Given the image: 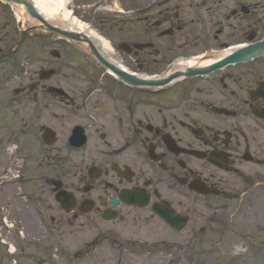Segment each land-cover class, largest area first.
<instances>
[{"label": "rangeland", "instance_id": "1", "mask_svg": "<svg viewBox=\"0 0 264 264\" xmlns=\"http://www.w3.org/2000/svg\"><path fill=\"white\" fill-rule=\"evenodd\" d=\"M85 2L91 6L83 7ZM101 2L102 0H76L74 5L79 4L81 7V12H77L78 19L81 21L83 19L89 25L94 16H97L92 14V5ZM133 2V0L129 3L125 0H108L102 6L126 10L127 4L130 7ZM143 2V0L139 1V4ZM183 2H178L177 6H180V18L187 21L185 31L180 34L174 33L173 37H164L160 44L184 33L188 36L199 33V26L193 22L194 18L187 4L190 0H187L186 4ZM201 2L199 10L203 11L208 21L210 14H213L212 22L225 6L230 9L233 6L232 1L227 5L223 2L221 6L219 3L215 5L211 3L210 9ZM255 2H258L257 7L262 6L255 17H252L255 20L260 19L259 24L252 23L251 17L245 18L241 15L231 20L228 24L230 28L223 33L227 35L226 39L230 46L246 42L237 31H243L245 34L251 30L257 31L255 40L263 37L264 0H249L251 4ZM0 18L5 19L4 27L0 28V39H4L0 41V49L4 51L17 42L18 33L16 32L15 35L12 33L17 30L13 13L2 4H0ZM115 25L110 28L95 26V31L98 34L102 33L112 43L117 42L120 36L126 38L127 28L119 32L116 28H112ZM212 27L213 30L216 28L214 23ZM234 31L236 33L231 34ZM6 33L10 36L13 34L14 40L5 38ZM37 44L38 42L34 44L32 40L25 41L22 50L0 65V73L4 72L11 78L14 75L15 80L19 79L14 81L11 91L22 90L30 80L36 79L39 70L45 69L44 65H34L31 60H20L24 58L22 56L24 53L29 52L30 47L36 48ZM109 56L127 68H132L128 57L117 53L116 50ZM81 57L87 65L83 56L77 58L82 60ZM94 72L96 76H102L101 70ZM67 74L73 75L71 71ZM74 83L79 86L77 90L81 93L83 82L74 81ZM168 93L172 92L168 91ZM19 94L21 95H18V99H13L14 95L12 96L9 105L5 102L8 93L0 95V222L1 219L7 218L14 223V218L17 216L24 227L18 230L23 234L24 240L20 239L18 242L12 234L2 231L3 241L7 245H14L17 249V256L13 257L14 260L16 259V264H264L263 166L243 165L240 168L245 175L259 177L256 181L250 179L242 183L233 175L221 174L225 181L222 185L223 191L229 193L239 191L235 196L231 195L230 200L210 198L207 204L202 205L187 201L182 195L179 197L171 194L177 211L182 213L190 211L189 224L180 234L170 232L147 212L124 210L122 219L112 222H104L98 215L73 218L72 215L61 211L53 201L50 181L62 179L61 176L66 177L65 180L62 179L66 187L77 189L80 181L74 177V173L80 172L79 170L89 160L102 159L100 149L95 148V144L99 142L96 136L91 134L92 140L83 150L64 149L61 138L64 139L68 127L76 121L57 110L48 111V115L39 112L34 114L30 111L26 93L21 91ZM138 95L140 94L128 89V96ZM31 109L33 110V107ZM137 111L149 113L156 110L140 107ZM110 121L108 119V122ZM41 124L53 127L61 135H58L55 145L45 147L39 142L37 127ZM106 130L111 137L115 136L110 126H106ZM18 139L24 145L16 151L13 143ZM103 148L106 149L105 146ZM103 160L106 161L107 158L104 157ZM18 175H20L19 182ZM260 181L262 184L256 186ZM15 195L19 197L16 199ZM199 227H203L201 233ZM18 237L22 238L21 235ZM162 240H165V246L160 247ZM6 249L8 251L9 247H2L1 243L0 264L9 263L5 256L9 254ZM148 249H150L149 253L146 252ZM169 255L172 257L169 258Z\"/></svg>", "mask_w": 264, "mask_h": 264}, {"label": "flooded vegetation", "instance_id": "2", "mask_svg": "<svg viewBox=\"0 0 264 264\" xmlns=\"http://www.w3.org/2000/svg\"><path fill=\"white\" fill-rule=\"evenodd\" d=\"M218 1V0H216ZM205 5H210L212 0L201 2ZM146 3H142L145 6ZM136 2L132 7L128 8V19L125 25H128V44H151L152 47L140 51H133L131 54L132 60L137 62V67L146 71H162L165 65L172 62L173 57L181 54L190 53L198 48L205 46L201 43V37L188 36L185 33L174 39H168V42L160 44L165 36L162 33L167 32L168 37H173L175 34H180L185 31L187 21L179 17L178 9L169 7L150 8L148 11L143 10ZM132 8V10H130ZM211 24V21H210ZM212 27L210 28V30ZM218 31H222V28ZM219 33V32H218ZM156 51V52H155ZM155 53V54H154ZM180 54V55H181ZM173 56V57H171ZM55 69V76L58 79L63 76L58 64L50 66ZM230 73L219 74L208 85L197 89L198 96L191 97V101L186 104L184 112H158L154 114H142L141 116H132L128 118V114L123 112L122 103L118 106V111L115 112V118H120V124L125 126L126 140L123 145L125 151H128V146L133 143L137 144L138 153L141 155L146 152V159L149 160L148 152L151 151L153 158L156 159V166L162 165L161 174L165 176L174 186L187 182V172H182L180 156H174L166 152L163 145L162 136L164 134L171 135L172 139L178 146L184 148L206 151V152H227L231 155L232 163L236 159L235 154L242 151H249L252 147L256 149L264 145V139H260V130L251 124L247 119V111L250 109L259 110L264 107L263 102L257 99L254 104L248 99V94L257 84L264 81L263 77H256L254 74L253 81H247L245 84L236 86V82L228 84L231 77ZM240 76H238L239 78ZM65 78H61V82ZM233 78L232 80H234ZM241 81L239 80V83ZM59 80L53 86L50 81H43L40 76L30 81L29 91L32 102L43 103L46 97L50 95L49 88H58ZM221 91L226 93L222 95ZM220 93L221 95H215ZM75 101H72L73 105ZM100 107L104 105L100 104ZM189 110V111H186ZM216 109H226L233 111V117L215 116ZM192 112H191V111ZM193 113V117H189V113ZM199 114V117L195 115ZM107 116V113L103 114ZM188 120V122H187ZM200 120L211 121L210 124L201 125ZM129 124V129H128ZM101 133L99 137L106 142L110 150L111 143L107 140L108 135L105 131V125H101ZM104 129V130H103ZM129 136V137H128ZM198 142V143H196ZM152 147V148H150ZM156 156H155V155ZM206 165L211 166L213 160L209 157L206 159ZM185 165H187V162ZM212 164V165H213ZM137 165H143L142 160L133 159L131 156L125 157L124 174L128 173L129 168ZM104 169L105 175H108L105 165H100ZM209 169V168H208ZM206 166H201L195 170L196 178L201 179L204 183L209 180H216L213 173L206 172ZM210 170V169H209ZM211 171V170H210ZM103 172V175H104ZM212 172V171H211ZM161 174L153 176L147 170H140L139 176L136 174L128 178V187L140 185L147 192H150L154 197L160 198V192L164 185L162 183ZM115 177V176H114ZM112 177L107 183L109 189L116 191L115 184H122V180L115 177L113 183ZM207 180H205V178ZM84 199L83 197L81 200ZM99 200H101L99 198Z\"/></svg>", "mask_w": 264, "mask_h": 264}, {"label": "bare ground", "instance_id": "3", "mask_svg": "<svg viewBox=\"0 0 264 264\" xmlns=\"http://www.w3.org/2000/svg\"><path fill=\"white\" fill-rule=\"evenodd\" d=\"M34 5L33 8L37 11L39 19L45 21L47 24L56 26L58 29L66 30L68 32H73L77 35H81L87 40H90L95 44L97 48L105 54L108 58L110 47L106 41L98 37L94 32H92L88 26L80 22L78 19L74 18L69 9L66 7L69 0H30ZM15 18L21 26V29H25L29 24L40 25L34 20H30L29 15L23 5H12ZM234 49V48H233ZM232 49L225 50L218 55H214L212 59L200 63V58L190 59L185 63H181L175 71L182 70L186 67H205L215 63L218 59L226 57ZM126 70V69H125ZM128 73H131L129 70ZM10 253L15 254V247L10 246Z\"/></svg>", "mask_w": 264, "mask_h": 264}, {"label": "water", "instance_id": "4", "mask_svg": "<svg viewBox=\"0 0 264 264\" xmlns=\"http://www.w3.org/2000/svg\"><path fill=\"white\" fill-rule=\"evenodd\" d=\"M6 1L7 2H12V3H15V4L24 5V7L26 8V11L28 12V14L32 18L39 19L37 14L34 12L33 6L30 3H28L27 0H6ZM60 33H62L64 36H66L68 38H73V39L76 38V36L74 34H68L66 32H60ZM90 48H91L92 55L95 56L96 59L101 64H104L106 66V68L110 69L115 75H117L120 79H122L124 82L128 83L129 85H132V86H141V85L161 86V85L166 84L172 78V77H170V78H168L167 80H164V81H149V82L137 80L134 77L129 76L126 73H124V72H122L120 70H117L114 66H112L110 64H106L102 60V58L94 51L92 46H90ZM263 53H264V43H261V44H257V45L251 46V47H249L247 49L241 50V51L237 52V54H235V56H233V57H231L229 59H233V61H239V60L254 58L257 55H261ZM229 59H227V60H229ZM227 63H229V62H227ZM216 66L217 65H214V66H212L210 68H207L206 71H208L211 68H214Z\"/></svg>", "mask_w": 264, "mask_h": 264}]
</instances>
